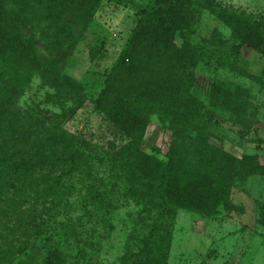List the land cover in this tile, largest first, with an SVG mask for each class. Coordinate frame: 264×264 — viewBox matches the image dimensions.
Masks as SVG:
<instances>
[{
    "label": "trees",
    "instance_id": "16d2710c",
    "mask_svg": "<svg viewBox=\"0 0 264 264\" xmlns=\"http://www.w3.org/2000/svg\"><path fill=\"white\" fill-rule=\"evenodd\" d=\"M102 1L0 0V221L20 200L21 207L52 197L47 219L33 224L36 233L41 236L52 219L56 222L55 209L64 206L66 222H56L60 228L77 236L78 229L90 225L93 238L95 228H115L113 210L130 200L141 210L122 264H163L154 252L165 254L167 229L179 210L212 217L221 206L237 209L233 187L264 176L258 155L239 158L210 141V108L240 120L252 105V93L240 83L215 80L208 91L211 107L199 97L198 59L188 47L187 31L195 19L190 17L197 8L210 7L232 28L227 44L235 54L247 44L263 57L264 17L237 13L221 3L154 0L140 10L141 19L111 68L100 78L77 80L66 67ZM177 36L184 45L176 43ZM35 76L49 83L62 111L67 101L79 103L87 89H95L92 102L127 141L119 144L113 137L98 147L64 129L41 101L22 105L24 88ZM153 115L171 131L166 159L140 146ZM70 197L78 198L82 213H76ZM146 228L147 235L139 231ZM0 254L4 263L13 252ZM60 255L49 252L51 260Z\"/></svg>",
    "mask_w": 264,
    "mask_h": 264
},
{
    "label": "rangeland",
    "instance_id": "374dc122",
    "mask_svg": "<svg viewBox=\"0 0 264 264\" xmlns=\"http://www.w3.org/2000/svg\"><path fill=\"white\" fill-rule=\"evenodd\" d=\"M196 1L202 5L221 3L237 13L264 17V0ZM153 3L154 0H103L89 34L78 45L66 67L67 72L82 81H87V76L100 78L104 75L116 62L141 19L140 10ZM197 10L199 12L190 17V20L195 19L187 31L191 33L188 47L198 59L195 71L199 86L196 93L209 107L208 91L215 80L240 83L252 93V105L240 120L210 108L209 114L213 120L210 141L223 145L226 151L239 158L245 154L258 155L264 164V57L247 44L241 45L239 54H235L234 49L227 44L232 36V28L210 7H199ZM219 40L225 41L227 46L219 44ZM176 43L184 45L183 38L177 36ZM95 97L96 90L87 89L83 101L78 103L71 99L62 111L49 83L35 76L24 88L20 102L26 106L41 101V107L56 114V121L64 129L98 147L113 137L117 143H125L127 138L114 133L112 124L92 102ZM68 108L72 112L67 113ZM170 142L168 124L157 115L151 116L140 144L141 149L166 159ZM74 185L80 188L75 179ZM231 198L233 205L238 208L221 206L212 217L179 210L167 229L169 233L164 242L165 254L155 251L154 256L163 264H264V225L261 222L264 211V176H251L245 182L237 183L232 189ZM69 199L75 202L76 213H82L78 198ZM50 201L52 197L49 200L40 199L33 205L32 201H25L20 207V200L18 206L9 208L7 218L1 217L0 251L2 254H13L0 264L124 262L122 260L130 239L129 234L135 227V218L141 206L130 200L118 203V208L112 211L115 228L111 231L95 228L93 238L89 231L90 225L78 229L77 236L71 234L70 230L60 228L56 222H66L63 215L65 207L61 206L55 209L56 222L52 219L39 236L33 224L37 225L42 219H47L45 214L47 208L52 206L48 204ZM57 211L60 213L57 214ZM139 231L147 235L149 229ZM55 250L61 253L60 258L51 260L49 252ZM16 251H20L19 254Z\"/></svg>",
    "mask_w": 264,
    "mask_h": 264
}]
</instances>
